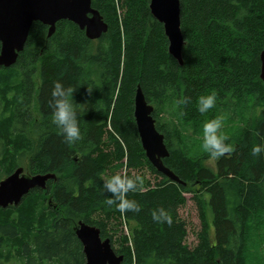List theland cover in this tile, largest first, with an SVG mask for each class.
<instances>
[{"label": "trees", "instance_id": "obj_1", "mask_svg": "<svg viewBox=\"0 0 264 264\" xmlns=\"http://www.w3.org/2000/svg\"><path fill=\"white\" fill-rule=\"evenodd\" d=\"M149 2L91 0L108 27L97 40L69 21L57 22L49 37L35 22L16 63L0 67V181L17 168L55 175L45 190L0 208V264H85L74 232L79 221L109 239L122 264H264V153L252 154L264 144V0H179L182 65L169 55ZM57 81L78 87L75 103H88L79 117L82 139L72 145L51 122ZM137 87L164 137V166L185 185L158 173L145 156L133 117ZM213 92L216 106L199 113L198 97ZM185 97L189 103L178 105ZM217 115L225 116L222 131L233 150L213 159V170L200 133ZM143 169L155 181L129 193L140 212L121 214L105 204L99 174ZM185 194L201 226L193 248L179 216ZM160 207L170 224L152 220ZM123 224L129 235L117 237Z\"/></svg>", "mask_w": 264, "mask_h": 264}, {"label": "water", "instance_id": "obj_2", "mask_svg": "<svg viewBox=\"0 0 264 264\" xmlns=\"http://www.w3.org/2000/svg\"><path fill=\"white\" fill-rule=\"evenodd\" d=\"M149 10L163 26L169 55L182 65L184 40L179 0H150ZM59 21L73 23L89 40L99 39L108 29L99 12L92 8L91 0H0V67L10 68L16 63L33 23L47 26L50 37ZM260 63V79L264 82V48ZM152 113L153 107L137 87L133 117L145 156L158 173L171 182L185 185L164 166L163 160L169 153L163 135L156 130ZM52 179H55L54 174L30 175L24 173L23 168H17L0 181V208L17 206L30 191L45 190L47 181ZM74 232L82 245L85 264H122V257L115 254L109 239L101 238L96 227L79 221Z\"/></svg>", "mask_w": 264, "mask_h": 264}, {"label": "clouds", "instance_id": "obj_3", "mask_svg": "<svg viewBox=\"0 0 264 264\" xmlns=\"http://www.w3.org/2000/svg\"><path fill=\"white\" fill-rule=\"evenodd\" d=\"M78 87H65L59 81L55 82L51 90L52 124L59 130L64 140L69 144H75L82 139V132L79 124L81 112L88 105L75 103L73 93ZM86 91L91 95L92 88L87 86ZM217 97L213 92L207 95H200L197 100V111L201 114L208 113L216 106ZM189 98L185 97L177 101V104H188ZM225 116L217 115L207 119L201 129V149L212 159H219L225 154L231 153L232 145L227 143V137L223 134ZM264 153V144H257L253 147L252 154L258 156ZM99 190L105 196V204L121 214L127 212H140L141 205L134 199L129 198V193L140 190L143 186V178L140 175H127L115 173L111 175L99 174ZM151 218L156 223L172 222V217L163 207L153 209Z\"/></svg>", "mask_w": 264, "mask_h": 264}, {"label": "rangeland", "instance_id": "obj_4", "mask_svg": "<svg viewBox=\"0 0 264 264\" xmlns=\"http://www.w3.org/2000/svg\"><path fill=\"white\" fill-rule=\"evenodd\" d=\"M259 114V110L256 109L255 115L257 116ZM207 164L214 170L215 169V161L211 159L207 162ZM119 173H124L123 170L119 171ZM133 175H140L144 181H150L153 183L155 181L154 176L151 175L148 169H143L141 171H134ZM143 188H145V185L143 183ZM185 197L187 199L186 204L179 209V216L182 221L185 222L186 228H187V237L185 240V243L189 246V248H193L197 244V233L200 230V220L198 216V210L196 207V204L191 199V194H185ZM112 227V226H111ZM116 227V226H113ZM118 233L117 237L121 234L129 235V227L123 224L122 226L118 227ZM114 247L117 248V244H114Z\"/></svg>", "mask_w": 264, "mask_h": 264}]
</instances>
